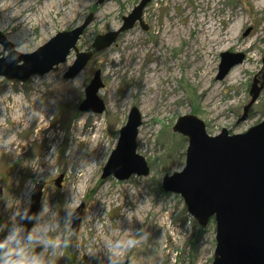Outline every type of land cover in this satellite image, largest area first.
<instances>
[{"label":"rangeland","instance_id":"obj_1","mask_svg":"<svg viewBox=\"0 0 264 264\" xmlns=\"http://www.w3.org/2000/svg\"><path fill=\"white\" fill-rule=\"evenodd\" d=\"M139 1L28 0L22 13L15 6L0 14V34L13 47L21 45L20 54L34 52L93 15L76 44L79 52H93L81 81L63 78L75 60L73 52L55 71L26 82L0 77V110L12 112L1 114L0 135L15 132L8 150L0 151V221H8L16 207L29 206V181L43 182L40 207L48 201L59 221L48 237L69 239L68 247L44 252L53 264H212L215 224L201 228L182 198L161 188L163 177L185 165L188 142L173 126L179 117L192 115L209 136H216L222 129L242 134L264 121V88L240 120L253 81L259 87L264 77V0H153L142 15L147 31L136 24L109 48L94 52L93 39L117 31ZM11 11L17 18L8 20ZM226 52L243 53L244 61L216 80L220 55ZM96 71L104 111L83 113L78 107ZM132 108L141 116L136 153L149 174L103 179ZM33 111L41 115L29 119ZM52 144L56 152L47 159ZM13 147L20 152L14 154ZM92 160L96 168L81 167ZM73 194L71 206H83L77 233L64 219ZM138 231L147 232V238ZM129 238L139 242L116 254L112 245Z\"/></svg>","mask_w":264,"mask_h":264},{"label":"water","instance_id":"obj_2","mask_svg":"<svg viewBox=\"0 0 264 264\" xmlns=\"http://www.w3.org/2000/svg\"><path fill=\"white\" fill-rule=\"evenodd\" d=\"M105 1L97 0L96 3L101 5ZM152 1L140 0L122 18L117 31L97 35L91 45L94 52L109 48L119 34L134 28L136 24L147 31L142 15L145 7ZM92 21L93 15L90 14L79 27L58 32L34 52L17 53L21 58L17 63L0 60L3 71L0 77L8 81L26 82L33 76H43L55 71L73 52L75 60L63 78H75L93 57L92 51L79 52L76 47ZM249 31L246 30L243 36ZM0 45L4 49L14 48L1 34ZM41 49L42 54L38 57L36 53ZM244 58L243 53H222L216 80L224 79ZM262 62L264 63V59ZM100 74V71H96L85 88V97L78 107L79 111L95 114L104 111V104L97 96L98 90L102 88ZM263 88L264 77L259 87L253 81L251 100L244 108L241 121L246 119L248 110L257 101ZM140 126L141 116L136 108H132L125 125L119 131L116 147L103 168V179L113 176L116 180L123 181L132 175L145 177L149 174L145 160L136 153V138ZM173 132L182 135L188 142L185 165L181 172L163 177L161 188L166 193L179 195L188 214L201 228L213 220L216 247L212 264H264V121L242 134L230 135L226 129H222L218 135L209 136L201 120L187 115L177 119ZM60 182L61 177L54 183L59 186ZM42 188L43 182L35 185L29 205L31 213L40 209ZM82 209L83 206H80L76 210L79 217L72 220L73 233L79 230ZM23 224L27 230L33 227V222L27 220Z\"/></svg>","mask_w":264,"mask_h":264},{"label":"clouds","instance_id":"obj_3","mask_svg":"<svg viewBox=\"0 0 264 264\" xmlns=\"http://www.w3.org/2000/svg\"><path fill=\"white\" fill-rule=\"evenodd\" d=\"M4 26H0V30H3ZM21 45H16L13 49H4L3 45H0V60L7 63H17L21 60L17 54V50ZM7 55H4V53ZM42 54V49L38 50L36 55L39 57ZM2 67H0V73H2ZM82 73H78L74 78L76 81H81ZM41 115L39 111H33L29 115V119L35 116ZM15 136V132H10L7 135H0V151H7L12 138ZM56 152V145L52 144L49 148L47 159H51L52 155ZM97 161H85L82 163V168H93ZM35 192V184L31 181L27 183V199L30 205L31 196ZM77 194H73L71 199L65 203L64 219L70 223L73 219H78L79 213L76 212L77 207L71 205L75 202ZM56 216L55 211L48 201H43L40 209L36 213L30 212V206L16 207L10 214L8 221H0V264H53L52 260H46L44 258V252L49 247L53 251L61 248L68 247L69 239L65 238L63 241L57 237L56 240H52L48 237L50 231H55L58 227L59 221L54 220ZM47 218V219H46ZM27 220L33 222L31 230H27L24 227L23 222ZM71 235V234H69ZM137 236L147 238V232L136 233ZM139 241L134 238H129L124 242H117L112 245L114 252L119 254V251L123 248H131L135 246ZM43 246L42 251L37 253L35 248Z\"/></svg>","mask_w":264,"mask_h":264},{"label":"bare ground","instance_id":"obj_4","mask_svg":"<svg viewBox=\"0 0 264 264\" xmlns=\"http://www.w3.org/2000/svg\"><path fill=\"white\" fill-rule=\"evenodd\" d=\"M28 1V0H27ZM27 1H25V0H13V1H11V0H0V14H2V15H5V13L9 10V9H11L12 7H15V8H17V10H18V12L20 13H22V10H25L27 7H28V3L30 2H27ZM24 2V3H23ZM33 2V1H32ZM15 3V5H13ZM31 3V2H30ZM20 5V6H19ZM17 18V14L14 12V11H11L10 12V15H9V17L7 16V19L8 20H13V19H16ZM17 26V25H16ZM5 109V108H4ZM8 111L9 112H7V109H5L4 111H2V110H0V116H1V114L2 115H10L12 112H10V110L8 109ZM81 138H87V134L86 135H82V137ZM12 152L14 153V154H18L19 152H20V150L17 148V147H13V149H12ZM97 163H96V165H95V168L97 167ZM93 169H94V167H93ZM91 170V169H90ZM93 171V170H92ZM12 212V211H11ZM114 250V249H113ZM112 250V251H113Z\"/></svg>","mask_w":264,"mask_h":264},{"label":"trees","instance_id":"obj_5","mask_svg":"<svg viewBox=\"0 0 264 264\" xmlns=\"http://www.w3.org/2000/svg\"><path fill=\"white\" fill-rule=\"evenodd\" d=\"M210 222H211V223H214L213 220H211ZM210 222H209V224H210Z\"/></svg>","mask_w":264,"mask_h":264}]
</instances>
